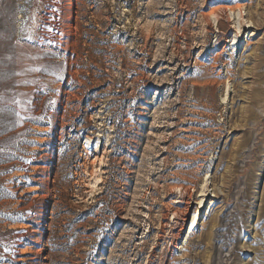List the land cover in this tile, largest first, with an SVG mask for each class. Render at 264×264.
<instances>
[{
  "label": "rangeland",
  "instance_id": "obj_1",
  "mask_svg": "<svg viewBox=\"0 0 264 264\" xmlns=\"http://www.w3.org/2000/svg\"><path fill=\"white\" fill-rule=\"evenodd\" d=\"M38 1L0 0V264H264V0Z\"/></svg>",
  "mask_w": 264,
  "mask_h": 264
},
{
  "label": "bare ground",
  "instance_id": "obj_2",
  "mask_svg": "<svg viewBox=\"0 0 264 264\" xmlns=\"http://www.w3.org/2000/svg\"><path fill=\"white\" fill-rule=\"evenodd\" d=\"M223 10H224V12H226V11H233V8L232 7H226V8H223ZM240 12V11H239ZM213 18L215 19V21L216 22H218V19L217 18H215V15L213 16ZM245 27V26H244ZM246 31V28H244L243 30H242V32H245ZM235 34H236V37H237V31H235ZM86 143H88V142H86ZM182 190H183V194H182V198L185 196V194L187 195L188 193L186 192V190L185 189H183L182 188ZM207 191V190H206ZM184 203V202H183ZM188 205V204H187ZM185 206V208H184V211L187 213V211H188V207L189 206ZM183 211V212H184ZM180 213V212H179ZM175 214V213H174ZM183 214V213H182ZM181 215V214H180ZM184 222H185V219H183V224H184ZM181 227H183V225L181 226ZM195 228H196V226H194V224H192V226L190 227V229H189V234H191V233H193L194 231H195Z\"/></svg>",
  "mask_w": 264,
  "mask_h": 264
},
{
  "label": "built area",
  "instance_id": "obj_3",
  "mask_svg": "<svg viewBox=\"0 0 264 264\" xmlns=\"http://www.w3.org/2000/svg\"><path fill=\"white\" fill-rule=\"evenodd\" d=\"M37 3H39V5L43 6L45 3H43L41 0H39ZM37 17V16H36ZM37 24L36 25H40V18L37 17L36 21ZM36 30L38 31L39 29L36 28Z\"/></svg>",
  "mask_w": 264,
  "mask_h": 264
}]
</instances>
